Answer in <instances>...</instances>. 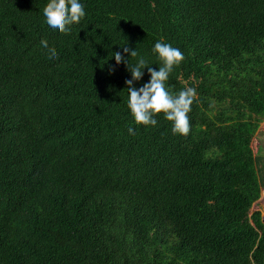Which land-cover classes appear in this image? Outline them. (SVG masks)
Listing matches in <instances>:
<instances>
[{
	"label": "trees",
	"instance_id": "obj_1",
	"mask_svg": "<svg viewBox=\"0 0 264 264\" xmlns=\"http://www.w3.org/2000/svg\"><path fill=\"white\" fill-rule=\"evenodd\" d=\"M264 0H0V264H264Z\"/></svg>",
	"mask_w": 264,
	"mask_h": 264
},
{
	"label": "rangeland",
	"instance_id": "obj_2",
	"mask_svg": "<svg viewBox=\"0 0 264 264\" xmlns=\"http://www.w3.org/2000/svg\"><path fill=\"white\" fill-rule=\"evenodd\" d=\"M263 137H264V133H261L259 136L255 137L254 142H253L254 152L259 157H264V149H263V147L260 146L261 143L263 144V140H262Z\"/></svg>",
	"mask_w": 264,
	"mask_h": 264
},
{
	"label": "crops",
	"instance_id": "obj_3",
	"mask_svg": "<svg viewBox=\"0 0 264 264\" xmlns=\"http://www.w3.org/2000/svg\"><path fill=\"white\" fill-rule=\"evenodd\" d=\"M261 133H264V122L261 123V127H260L258 133L256 134V137L259 136ZM262 140H263V144L261 143L260 146L263 147V149H264V137L262 138ZM262 145H263V146H262ZM258 205H259V202H257V203L253 206V208H252V212H254V211H259V212H261L262 220H263V223H264V211H260V210L258 209Z\"/></svg>",
	"mask_w": 264,
	"mask_h": 264
},
{
	"label": "built area",
	"instance_id": "obj_4",
	"mask_svg": "<svg viewBox=\"0 0 264 264\" xmlns=\"http://www.w3.org/2000/svg\"><path fill=\"white\" fill-rule=\"evenodd\" d=\"M258 202H259L258 209H259L260 211H264V189H263L262 192H261V197H260V199L258 200Z\"/></svg>",
	"mask_w": 264,
	"mask_h": 264
}]
</instances>
